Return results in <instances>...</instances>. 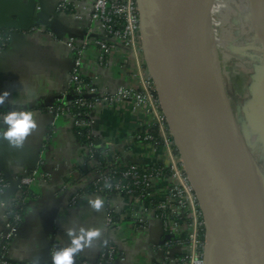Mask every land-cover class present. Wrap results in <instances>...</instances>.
Returning a JSON list of instances; mask_svg holds the SVG:
<instances>
[{"label": "built area", "instance_id": "obj_1", "mask_svg": "<svg viewBox=\"0 0 264 264\" xmlns=\"http://www.w3.org/2000/svg\"><path fill=\"white\" fill-rule=\"evenodd\" d=\"M38 11L36 6L35 14ZM54 11L70 14L81 30V36L60 39L72 54L69 78L66 91L47 107L53 120L63 115L70 118L78 143L76 154L83 169V186L73 189L68 206L87 194L81 190L89 186L91 194L106 203L100 251L93 257H77L73 264H124L120 239L132 231H146L153 220L160 221L162 234L153 244L156 256L150 264H207L201 210L145 65L136 0H56ZM46 29L50 30L40 24L21 31ZM10 31L0 28V50L7 45ZM92 49L99 66L110 65L115 54L122 60L118 66L127 73L114 88L85 72L83 57ZM104 109L123 121L130 115L136 118L124 146L117 150L97 127ZM3 116L0 112V126ZM40 177L43 175L35 167L10 185L0 173V193L9 186L16 188V194L4 205L7 223L0 232V264H15L5 254L24 216L15 209L19 203H26L30 186ZM52 241L51 258L43 264H52L54 253L61 249L58 240ZM177 250L184 256H177Z\"/></svg>", "mask_w": 264, "mask_h": 264}, {"label": "crops", "instance_id": "obj_2", "mask_svg": "<svg viewBox=\"0 0 264 264\" xmlns=\"http://www.w3.org/2000/svg\"><path fill=\"white\" fill-rule=\"evenodd\" d=\"M246 1L250 10V0ZM55 2L0 0V17L14 18L27 12L35 3L41 12L52 18L50 30L10 31L7 45L0 50V93L4 90L9 93L0 104V112L4 116L13 110L30 112L36 124L22 139L10 140L3 135L7 128L3 116L0 173L10 185L35 167L43 175L30 186L22 222L6 249L7 258L15 264L48 262L52 240H58L61 249L68 247L82 228L97 229L99 235L73 253V260L82 256L93 257L100 251L104 236L106 203L103 198L85 194L68 206L73 189L83 186V169L76 154L78 143L71 130L70 118L63 115L53 120L47 111V107L66 91L69 78L72 54L60 39L69 35L81 36V30L70 14L54 11ZM255 7L264 12V0L255 1ZM95 55L96 51L92 49L83 57L85 72L97 75L102 83L114 88L127 73L118 66L122 60L115 54L110 65L99 66ZM135 125L134 115L123 121L109 109H104L97 121L102 136L116 150L124 146ZM15 194L14 185L0 193V232L7 223L4 205ZM94 199L102 200L99 209L90 203ZM159 236L160 227L157 221H153L146 231H132L121 238L119 246L125 255L124 264H150L156 256L153 244Z\"/></svg>", "mask_w": 264, "mask_h": 264}, {"label": "water", "instance_id": "obj_3", "mask_svg": "<svg viewBox=\"0 0 264 264\" xmlns=\"http://www.w3.org/2000/svg\"><path fill=\"white\" fill-rule=\"evenodd\" d=\"M136 2L145 65L201 210L207 264H264L260 171L250 156L257 175L250 180L241 170L225 127L238 136L249 154L245 133L229 103L219 64L213 69L207 64L213 0H204L205 16L198 15L190 1L182 5L176 0ZM35 7L34 3L14 18L0 17V28L17 31L43 24L52 29L50 15L40 8L35 14ZM258 38L264 59V39ZM203 43L209 49H202ZM262 76L264 93V68ZM258 119L264 136V107ZM250 135L246 138L253 150L257 138L255 133ZM153 221L158 222L161 235L160 221Z\"/></svg>", "mask_w": 264, "mask_h": 264}, {"label": "rangeland", "instance_id": "obj_4", "mask_svg": "<svg viewBox=\"0 0 264 264\" xmlns=\"http://www.w3.org/2000/svg\"><path fill=\"white\" fill-rule=\"evenodd\" d=\"M245 2L246 0H213L210 26L215 42L217 64L229 103L243 127L248 153L259 168L260 174H264V136H261V126L258 125V117L261 116L264 107L262 86L264 59L260 40ZM254 133L257 141L255 144L253 142V147L255 145L256 148L251 150L246 135L251 136L250 134ZM262 176L264 179V175Z\"/></svg>", "mask_w": 264, "mask_h": 264}, {"label": "clouds", "instance_id": "obj_5", "mask_svg": "<svg viewBox=\"0 0 264 264\" xmlns=\"http://www.w3.org/2000/svg\"><path fill=\"white\" fill-rule=\"evenodd\" d=\"M9 95L7 90L0 93V104ZM4 121L7 128L3 135L10 140L22 139L29 133L30 130L36 127L35 121L32 119V113L26 111H10L4 116ZM94 208L99 209L102 200L94 199L90 202ZM69 236L72 232L69 231ZM99 235L97 229H81L78 236L73 237L71 244L68 247L56 251L52 257V264H73V253L86 246L91 240ZM83 242V243H82Z\"/></svg>", "mask_w": 264, "mask_h": 264}, {"label": "bare ground", "instance_id": "obj_6", "mask_svg": "<svg viewBox=\"0 0 264 264\" xmlns=\"http://www.w3.org/2000/svg\"><path fill=\"white\" fill-rule=\"evenodd\" d=\"M176 1L178 5H182L186 1L193 2L194 8L196 9L197 14L200 16H205V9L202 5V0H176ZM255 1L257 0H250V11H251V19H252L251 22L255 26L258 36L264 39V12H261L259 9L255 7ZM202 46H203L202 49H204L205 46L207 47V49H209L208 48L209 44L207 46V44L203 43ZM213 48L215 49V42H214V37L212 33V44H211V49L208 50L209 55L207 58L208 59L207 64L212 69L217 67L218 65L217 61H215L214 59ZM225 131L227 133V137L231 143V146L236 153V156H237V159H238V162H239V165L241 167L243 174L248 179L250 178V180H253V178L257 175V171L255 170V167L253 166V163L251 162L249 158L250 155L247 154L245 148L241 144L240 139L233 131L231 130L229 131L226 127H225ZM260 176H261L262 187L264 190V179L261 174ZM263 199H264V193H263Z\"/></svg>", "mask_w": 264, "mask_h": 264}, {"label": "trees", "instance_id": "obj_7", "mask_svg": "<svg viewBox=\"0 0 264 264\" xmlns=\"http://www.w3.org/2000/svg\"><path fill=\"white\" fill-rule=\"evenodd\" d=\"M242 1H244V0H242ZM245 3L247 4V1H246ZM248 12L250 13V18H251V11H250L249 9H248ZM254 28H255V26H254ZM4 31H6V30H3V32H4ZM256 33H257V32H256ZM4 34H5V36H6V33H5V32H4ZM7 41H8V40H7ZM7 41H5V43H6ZM152 132H153V133L156 132L154 128L152 129ZM81 191H85L87 194H91V192H92L90 186L84 188V189L81 190ZM124 198H125V200H127L128 196L124 195ZM152 204L154 205L155 202H152ZM25 208H26V203H19V205L16 207L15 210H16L20 215H24ZM174 252H175V254H177V256H180V257L184 256L183 252H181L180 250H177V251H174Z\"/></svg>", "mask_w": 264, "mask_h": 264}]
</instances>
